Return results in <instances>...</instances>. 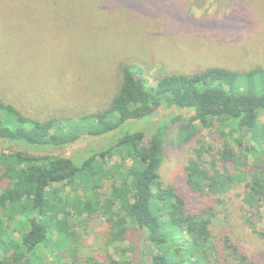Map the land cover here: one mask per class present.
Masks as SVG:
<instances>
[{
  "label": "trees",
  "instance_id": "1",
  "mask_svg": "<svg viewBox=\"0 0 264 264\" xmlns=\"http://www.w3.org/2000/svg\"><path fill=\"white\" fill-rule=\"evenodd\" d=\"M120 68L121 85L108 105L77 118L28 117L0 98V180L7 184L0 192V264H78L76 234L68 225L73 214L108 222L109 244L121 259L101 264H260L223 226L216 232L215 207L240 189V210L264 258V231L258 230L264 212V67L173 73L158 77L153 87L130 65ZM173 107L189 113L117 134L129 120ZM177 122V144L193 142L185 165V184L195 194L191 203L177 186L161 181L168 131ZM203 128L218 129L222 145L206 140ZM113 133L105 149L89 148L79 158L57 154L84 136L99 143ZM234 133L239 136L232 143ZM104 181L110 182L109 195L101 191ZM134 234L144 247L128 261L114 244L131 248Z\"/></svg>",
  "mask_w": 264,
  "mask_h": 264
},
{
  "label": "rangeland",
  "instance_id": "2",
  "mask_svg": "<svg viewBox=\"0 0 264 264\" xmlns=\"http://www.w3.org/2000/svg\"><path fill=\"white\" fill-rule=\"evenodd\" d=\"M121 63L133 67L150 87L158 77L173 73L264 67V0H0V98L25 116L77 118L104 109L120 88ZM174 113L189 112L160 109L153 118L127 121L117 134L152 129L162 120L172 122ZM181 122L169 128L160 173L164 184L177 186L191 203L195 194L185 184V165L193 142L177 144ZM201 133L222 145L218 129L203 128ZM112 135L99 137V143L96 137L84 136L57 154L79 158L89 148H107ZM238 136L234 133L230 141ZM6 186L0 180V192ZM111 189L104 181L102 193L109 195ZM61 190L67 196L68 189ZM238 191L225 194V202L215 207L216 232L223 226L232 242L245 246L255 262L264 264L258 235L240 210ZM78 194L83 199L87 195L83 189ZM68 225L76 234L78 264L120 261V252L109 244L111 228L103 216L73 214ZM258 230L264 231V212ZM132 240L134 250L128 242L114 244L126 251L128 261L144 247L138 234Z\"/></svg>",
  "mask_w": 264,
  "mask_h": 264
}]
</instances>
